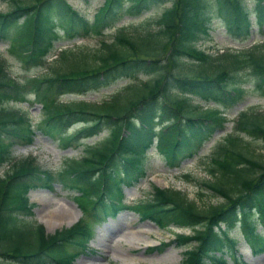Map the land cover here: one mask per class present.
Masks as SVG:
<instances>
[{"label": "trees", "instance_id": "trees-1", "mask_svg": "<svg viewBox=\"0 0 264 264\" xmlns=\"http://www.w3.org/2000/svg\"><path fill=\"white\" fill-rule=\"evenodd\" d=\"M10 1L11 8L0 11V37L19 44V55L25 57V62H36L57 36L53 12L61 18L63 32L72 37L100 32V27L109 24L120 12L140 13L158 0H103L91 21L68 0ZM124 1L128 4L124 5ZM253 1L254 5L248 7L245 0H169L153 28L133 26L136 30L128 33L126 25H122L116 27L113 40L101 39V49L93 63H75L71 69L53 76L27 80L36 100L42 103L46 125L84 121L77 133L85 135L96 133L101 125L112 126V130L99 145L87 147L83 157L65 161L56 172L40 168L34 157L28 156L13 162L11 169L0 177V264H73L79 254L75 248L83 249L91 238L90 223L104 221L123 208L119 204L118 184L128 180V171L142 168L154 135H158L159 153L173 166L183 152L191 155V149H187L190 140L201 141L202 134H210L217 124L223 126L226 117L218 106L202 109L190 100L188 93L205 101L235 102L243 87L235 81L233 70L243 65H249L256 73L257 85L264 93V44L257 52L225 50L220 57L230 60L215 67L203 66L212 55L195 46L201 35L208 33L213 16L221 17L232 36L249 35L252 13L258 24L264 23V0ZM183 55L197 62L185 64ZM174 64L181 68H174ZM139 71L154 72L155 76L133 87L130 96L115 92L99 102L55 99V93L64 89L83 91ZM24 85L25 82L10 77L5 59L0 57V100L8 96L25 99ZM166 107L171 112H166ZM158 109L162 110L159 116ZM163 112L172 118L166 124ZM249 116L241 111L235 128L264 136V122ZM207 120L211 123L205 124ZM160 122L161 129H156ZM33 134L34 128L24 113L0 107V151H7L0 164L8 159L13 145L31 143ZM226 140L228 144L219 145L211 158L210 172L219 170L221 176L203 184L222 197L221 203L200 209L179 190L154 187L152 197L135 207L143 218L159 227L170 224L194 227L192 234L179 236V244L195 242L193 248L185 251L183 264H228L226 254L236 259V241L221 229V224L231 226L239 214L248 216L251 208L258 209L264 219V163L233 148L238 136L228 134ZM224 176L230 182L227 179L224 183L221 180ZM55 182L75 189L78 206L89 215L69 228L47 234L41 225H33L19 214L31 212L32 204L26 196L31 186L51 189ZM110 182L116 187L115 200L110 193L99 190L101 185L108 189ZM247 225L252 249L260 251L264 235L254 233V227Z\"/></svg>", "mask_w": 264, "mask_h": 264}, {"label": "rangeland", "instance_id": "rangeland-1", "mask_svg": "<svg viewBox=\"0 0 264 264\" xmlns=\"http://www.w3.org/2000/svg\"><path fill=\"white\" fill-rule=\"evenodd\" d=\"M29 2L30 0H23ZM103 0H69L70 4L91 20ZM248 6H253V0H246ZM127 1H124V5ZM169 4V0H158L151 2L148 8L143 9L140 13L129 14L124 12L120 14L113 22L112 26H101V34L94 31L84 34L68 37L60 27L56 28L59 35L53 40L50 49L45 52L36 62H25V57L19 55V49H13L10 46L9 39L0 38V57L5 59L6 69L10 75L19 82H26L29 78L38 76H48L59 71L71 69L75 63L82 65L90 64L96 61V55L101 49V38L106 41L114 39L116 26L126 25L125 31L128 33L141 28H153L155 20L163 8ZM11 8L10 0H0V11H6ZM58 23L61 21L57 13H53ZM252 18V32L248 36L234 37L227 33L220 17H213L210 23L209 33L203 34L195 42V46L210 53L212 58L204 62L205 67H215L217 64H227L228 58L220 57L225 50L236 53L241 51L252 50L261 51L264 42V23L257 24L254 14ZM132 23H129L132 21ZM133 26H136L134 29ZM65 52V57H61V52ZM185 64H194L195 61L187 56H182ZM174 68H181L180 65H173ZM236 78L245 87V90L234 104L219 105L224 110L228 121L213 133L209 134L201 143L196 140L190 141L193 144L192 156L186 157L177 167L169 168L165 160L155 151L152 146L146 153V160L143 164L142 174L137 181L130 187L121 185L123 193L121 202L125 205H134L139 201L150 198L152 187H160L168 190H179L184 197L195 202L201 208L208 205L221 203L222 197L213 193L203 184L204 182L214 181L221 176V171L209 172L212 165L211 157L220 144H227L225 137L228 132L232 135H239L233 148L240 150L253 159L264 163V136L253 135L248 131H239L234 128L238 113L245 110L248 116L255 113L257 116H249L264 122V94L257 88L255 81L256 75L248 65L237 67L233 70ZM155 76L154 72H136L133 76L120 77L111 81L107 85L91 87L82 92H63L58 94V99L67 101L72 98L85 99L88 101H100L108 98L115 91L123 95L130 96L133 87L139 86L141 82L151 79ZM25 90L29 88L25 85ZM177 94L180 93L178 88H173ZM27 101L14 100L13 98L2 100V106H15L28 112L32 122L36 123L41 116V104L33 100V94L27 93ZM179 99L178 97H173ZM191 101L198 103L199 107L210 106L212 101L205 102L197 95L190 96ZM198 109V108H196ZM137 122V120H135ZM81 123H72L71 125L57 131H46L37 129L33 144L28 146L17 145L12 150V157L8 164L0 166V175L4 174L10 167L11 162L27 156L35 158L36 164L42 169L49 171H58L63 167L66 158L79 159L84 155L85 147L89 145H98L101 140L108 134L112 126L102 125L100 131L88 135L80 136L76 141H72L69 146L62 145L60 136L73 133ZM264 123H262L263 125ZM155 141V139H154ZM7 151H0V160L5 159ZM10 165V166H9ZM9 166V167H8ZM141 173V170L137 171ZM189 175V177H185ZM224 176L221 180L229 178ZM230 182V179H228ZM110 190L114 191L111 183ZM75 189L63 186L61 183H55L52 189L43 187H32L27 195L29 201L34 204L32 215L27 216L31 224H41L45 233H53L55 230L68 227L81 217V211L73 202ZM64 205L66 210L62 213L60 223H48L46 212H56L60 205ZM51 211V212H52ZM248 222L255 225L256 231L264 229V221L260 218L258 212H252ZM245 231L247 232L245 226ZM131 231V232H130ZM135 231L143 232L136 233ZM130 232V233H128ZM128 233V234H127ZM192 230L188 227L169 226L159 229L149 220H142L139 215L128 210L120 211L114 218H108L103 223L96 224L93 238L88 247L94 252L84 251L76 257L73 264H182L183 254L187 248L195 245L191 242L184 246L177 243L176 235L191 234ZM137 234V235H136ZM228 234L238 241V255L240 262L238 264H264V251L254 253L245 240V234L240 223H237ZM166 243L162 248L151 251L150 247L155 244ZM96 249V250H95ZM228 264H234L230 257L225 255ZM237 257V256H236Z\"/></svg>", "mask_w": 264, "mask_h": 264}, {"label": "bare ground", "instance_id": "bare-ground-1", "mask_svg": "<svg viewBox=\"0 0 264 264\" xmlns=\"http://www.w3.org/2000/svg\"><path fill=\"white\" fill-rule=\"evenodd\" d=\"M52 211V210H51ZM51 211H47L45 216H46V220L48 223H60V221L62 220L63 216H62V213H64L66 210L65 206L64 205H60V207L57 209L56 212H51ZM131 232V231H130ZM128 232V233H130ZM136 233H143V232H139V231H135ZM127 233V234H128ZM131 234V233H130ZM137 235V234H136Z\"/></svg>", "mask_w": 264, "mask_h": 264}]
</instances>
